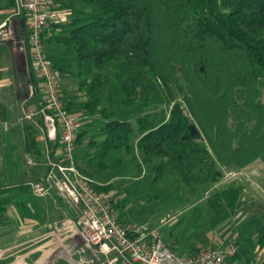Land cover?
<instances>
[{
	"label": "trees",
	"instance_id": "obj_1",
	"mask_svg": "<svg viewBox=\"0 0 264 264\" xmlns=\"http://www.w3.org/2000/svg\"><path fill=\"white\" fill-rule=\"evenodd\" d=\"M80 1L86 10L66 5L72 16L69 28L53 39L68 50L73 74L88 97L80 107L96 110L110 83L119 90L123 111L136 105L157 109L133 123L106 113L108 120L99 128L102 139L89 137L95 147L88 155L91 166H119L123 155L136 149L149 160H162L180 183L195 191L219 179L216 159L240 168L258 158L264 162V102L257 87L264 79V0ZM56 60L53 68L67 72ZM171 85L183 94L184 104L175 101ZM107 100L117 102L111 91ZM190 118L209 149L189 136ZM230 120L236 121L234 131ZM87 133L88 128L79 130L77 146ZM163 171L159 165L157 180ZM106 188L96 186L98 191ZM242 190L222 188L208 203L231 207ZM6 202L0 200V212ZM248 225L264 248V207H248ZM253 252L239 245L230 259L249 264Z\"/></svg>",
	"mask_w": 264,
	"mask_h": 264
},
{
	"label": "rangeland",
	"instance_id": "obj_2",
	"mask_svg": "<svg viewBox=\"0 0 264 264\" xmlns=\"http://www.w3.org/2000/svg\"><path fill=\"white\" fill-rule=\"evenodd\" d=\"M10 1L0 0V24L6 21L10 29L7 39L0 38V200L7 201L0 212V264H127L115 250L87 243L81 237L79 208L55 190L39 194L31 185L46 186L50 162L63 157L58 141L48 137L41 112L44 94L29 56L27 17L16 15L15 0L13 5ZM54 4L62 14L60 22L44 37L46 55L52 64L58 59L67 68L64 73L54 69L63 102L79 117V130L88 128L83 143L76 145L75 166L93 180L95 190L96 186L107 187L96 191L112 202V212L121 225L129 227V236L137 238L135 230L146 227L147 232L158 234L184 256L199 248L236 243L251 248L254 255L258 253L259 264L264 262V248H259L254 229L248 225V207H264V162L260 158L242 168L225 166L216 159L219 179L195 191L180 183L162 160H149L136 149L131 155H123L119 166L110 163L99 169L89 164L88 155L95 148L89 137L102 139L99 128L108 120L106 113L113 111L111 118L133 123L136 117L157 109L136 105L123 111L119 90L110 83L100 93L96 110L80 107L88 97L73 74L75 67L68 50L53 39L69 28L72 16L66 5L84 10L86 6L80 0H54ZM257 87L259 100L264 102V79ZM171 89L175 101L184 104L183 94L172 85ZM108 91L117 101L113 105L108 103ZM190 119L201 133L196 141L208 148L201 128ZM235 122L229 121L232 131ZM138 137L136 133L132 141L135 143ZM236 142L234 137L232 145ZM159 165L164 171L157 180ZM229 186L243 189L233 206L208 203L210 197ZM227 264L239 263L229 259Z\"/></svg>",
	"mask_w": 264,
	"mask_h": 264
},
{
	"label": "built area",
	"instance_id": "obj_3",
	"mask_svg": "<svg viewBox=\"0 0 264 264\" xmlns=\"http://www.w3.org/2000/svg\"><path fill=\"white\" fill-rule=\"evenodd\" d=\"M16 15L27 17L29 28V56L44 94V115L48 137L57 140L62 153L60 161L50 162L46 186L31 184L35 192L55 190L70 205L80 209L81 237L94 245L115 250L127 264H227L239 251V245L231 243L223 247L199 248L187 256L178 254L158 234L136 229L137 238L129 236V227L121 225L112 212V202L96 191L93 180L75 166L76 139L80 119L66 109L57 72L46 55L44 37L61 20V12L54 0H15ZM10 29L7 22L0 24V38L7 39ZM255 253L249 264H259Z\"/></svg>",
	"mask_w": 264,
	"mask_h": 264
},
{
	"label": "water",
	"instance_id": "obj_4",
	"mask_svg": "<svg viewBox=\"0 0 264 264\" xmlns=\"http://www.w3.org/2000/svg\"><path fill=\"white\" fill-rule=\"evenodd\" d=\"M188 130H189V136L193 139V140H197L201 138V133L198 130L197 126L194 123H190L188 125Z\"/></svg>",
	"mask_w": 264,
	"mask_h": 264
},
{
	"label": "crops",
	"instance_id": "obj_5",
	"mask_svg": "<svg viewBox=\"0 0 264 264\" xmlns=\"http://www.w3.org/2000/svg\"><path fill=\"white\" fill-rule=\"evenodd\" d=\"M65 85V84H64ZM67 86V85H66ZM177 252V251H176ZM178 253V252H177ZM180 254V253H179ZM182 255V254H181Z\"/></svg>",
	"mask_w": 264,
	"mask_h": 264
}]
</instances>
